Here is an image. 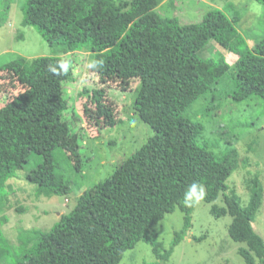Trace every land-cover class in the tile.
Here are the masks:
<instances>
[{"label":"trees","instance_id":"obj_1","mask_svg":"<svg viewBox=\"0 0 264 264\" xmlns=\"http://www.w3.org/2000/svg\"><path fill=\"white\" fill-rule=\"evenodd\" d=\"M255 1L264 6V0ZM159 2L25 1L24 23L33 26L55 53L32 57L21 77L24 89L0 107V189L36 156L41 161L26 179L46 194L71 191L56 155L68 133L61 53L93 52L91 71L103 85L126 88L140 82L135 109L154 135L106 179L80 193L74 208L60 214L48 231L36 232L29 253L14 264H118L139 241L149 243L155 256L144 264H168L174 247L192 226L197 202L212 203L228 190L227 180L237 168L235 148L217 154L200 143L203 125L191 121L186 111L208 97L217 105L229 97L233 102L252 97L264 101V40L248 47L236 26L240 20L236 14L214 8L199 22L181 23L177 17L159 14ZM213 42L236 54V61L231 64L220 53L208 54ZM25 62L18 57L4 67ZM225 77L232 79L233 87L218 90ZM86 101L83 116L96 123L102 119L103 126L115 124L114 103L103 88L93 90ZM79 139L74 136L69 142L75 173L83 163ZM248 186L246 205L231 190L225 195L226 206L213 204L211 212L215 217H232L228 233L246 245L238 249L245 264H264V239L252 224L264 189L257 176L249 179ZM176 208L183 213V225L171 246L161 249L152 228ZM0 249L3 258L11 255L2 233Z\"/></svg>","mask_w":264,"mask_h":264},{"label":"rangeland","instance_id":"obj_2","mask_svg":"<svg viewBox=\"0 0 264 264\" xmlns=\"http://www.w3.org/2000/svg\"><path fill=\"white\" fill-rule=\"evenodd\" d=\"M26 0H0V107L12 100L24 87L21 77L28 69L31 58L54 54L53 47L43 36L23 21V5ZM119 1V0H117ZM219 8L227 15H238L236 24L248 47L264 40V6L255 0H160L157 12L165 17H177L181 23L199 22L206 12ZM208 54H222L233 64L237 55L213 42ZM57 54V53H56ZM66 78L63 80L62 97L67 103L63 120L68 133L62 137V150L56 155L60 172L71 186L67 195L41 191L35 183L26 179V173L41 158L32 157L29 164L17 170L0 189V233L11 245V255L3 258L0 249V264H14L29 253L36 242L35 233L48 231L60 214L71 211L80 193L106 179L115 168L154 135L153 128L145 123L135 109L140 82L134 81L123 88L115 84L103 85L91 71L94 53L86 49L59 54ZM24 57L23 66L5 68L4 64ZM231 78L225 77L218 90L233 87ZM104 89L106 97L114 103V125L103 126L92 118L83 116V105L93 90ZM89 91V92H85ZM199 99L186 111L195 123H202L200 143L221 154L228 148L237 152V168L227 180L228 190L219 194L212 203L199 200L192 212V226L175 247L168 264H245L238 253L246 245L231 239L228 233L232 217L226 214L215 217L211 207L226 206L225 195L231 190L240 196L243 205L250 198L249 179L257 176L264 189V101L252 97L242 102H233L229 97L221 105L216 99ZM89 108L93 106L88 105ZM211 107L208 111L207 108ZM80 132L83 134L80 137ZM79 139L82 165L73 171L70 158L72 137ZM204 192V188L200 193ZM254 229L264 239V194L257 212ZM183 225V213L176 208L166 213L153 226L161 242V249L171 246L175 232ZM22 238L20 239V237ZM155 260L152 246L139 241L124 252L118 264H144Z\"/></svg>","mask_w":264,"mask_h":264},{"label":"clouds","instance_id":"obj_3","mask_svg":"<svg viewBox=\"0 0 264 264\" xmlns=\"http://www.w3.org/2000/svg\"><path fill=\"white\" fill-rule=\"evenodd\" d=\"M193 187H195V186H193Z\"/></svg>","mask_w":264,"mask_h":264}]
</instances>
